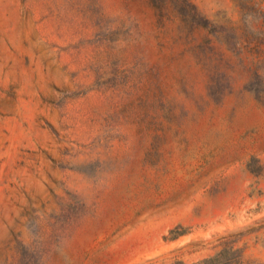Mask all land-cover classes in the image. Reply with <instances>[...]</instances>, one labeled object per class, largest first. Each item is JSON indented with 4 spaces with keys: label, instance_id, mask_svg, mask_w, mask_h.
<instances>
[{
    "label": "rangeland",
    "instance_id": "obj_1",
    "mask_svg": "<svg viewBox=\"0 0 264 264\" xmlns=\"http://www.w3.org/2000/svg\"><path fill=\"white\" fill-rule=\"evenodd\" d=\"M246 2L0 0V264H264Z\"/></svg>",
    "mask_w": 264,
    "mask_h": 264
},
{
    "label": "trees",
    "instance_id": "obj_2",
    "mask_svg": "<svg viewBox=\"0 0 264 264\" xmlns=\"http://www.w3.org/2000/svg\"><path fill=\"white\" fill-rule=\"evenodd\" d=\"M242 8H255L264 16V11L260 8V4L254 0H247L246 3L241 4Z\"/></svg>",
    "mask_w": 264,
    "mask_h": 264
}]
</instances>
